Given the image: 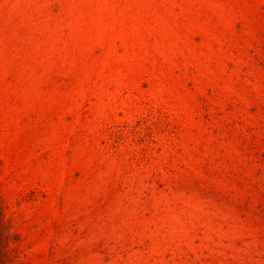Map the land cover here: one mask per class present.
I'll use <instances>...</instances> for the list:
<instances>
[{
    "label": "rangeland",
    "instance_id": "374dc122",
    "mask_svg": "<svg viewBox=\"0 0 264 264\" xmlns=\"http://www.w3.org/2000/svg\"><path fill=\"white\" fill-rule=\"evenodd\" d=\"M0 264H264V0H0Z\"/></svg>",
    "mask_w": 264,
    "mask_h": 264
}]
</instances>
